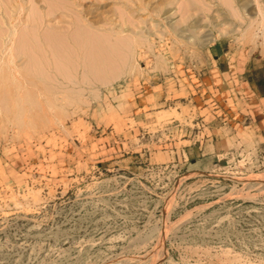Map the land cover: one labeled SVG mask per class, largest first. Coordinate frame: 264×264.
Instances as JSON below:
<instances>
[{
  "label": "rangeland",
  "instance_id": "rangeland-1",
  "mask_svg": "<svg viewBox=\"0 0 264 264\" xmlns=\"http://www.w3.org/2000/svg\"><path fill=\"white\" fill-rule=\"evenodd\" d=\"M0 35L30 40L23 83L0 60V264H264V148L182 152L264 0H0Z\"/></svg>",
  "mask_w": 264,
  "mask_h": 264
},
{
  "label": "crops",
  "instance_id": "crops-1",
  "mask_svg": "<svg viewBox=\"0 0 264 264\" xmlns=\"http://www.w3.org/2000/svg\"><path fill=\"white\" fill-rule=\"evenodd\" d=\"M221 56L224 63L218 71L222 73L223 85H228L230 97L216 98L210 94L215 88L206 86V96L210 97L204 99L200 95L192 102L198 106L196 120L182 139L187 141L182 150L183 160L196 168L212 169L222 154L247 145L264 148V84H258V79L254 82L248 79L250 70L264 76V54L252 56L238 50L222 52L218 59ZM142 108L147 113L152 111L147 105Z\"/></svg>",
  "mask_w": 264,
  "mask_h": 264
},
{
  "label": "bare ground",
  "instance_id": "bare-ground-1",
  "mask_svg": "<svg viewBox=\"0 0 264 264\" xmlns=\"http://www.w3.org/2000/svg\"><path fill=\"white\" fill-rule=\"evenodd\" d=\"M51 15V13H49L48 14V16H50ZM43 17H45V14L43 15ZM34 23V22H33ZM35 25V24H34ZM37 25V24H36ZM40 25V24H39ZM31 32V31H30ZM2 33V32H1ZM27 33V32H26ZM32 33V32H31ZM52 33V32H51ZM51 33H47L46 35H43L44 37V39H43V46H44V50L46 51L47 50V48H49V46H51V43H53V37H54V35L53 34H51ZM82 33V32H81ZM34 34H36V33H34ZM38 34V33H37ZM76 34H78V33H76ZM2 35V34H1ZM0 35V36H1ZM40 35V34H39ZM79 35V34H78ZM3 36V35H2ZM10 36V35H9ZM72 36H74V34L72 35ZM84 35L83 34H80L79 35V37H83ZM98 36V35H97ZM31 38V37H30ZM36 38V35H35V37H34V39ZM41 38H42V35H41ZM40 38V39H41ZM1 39V38H0ZM8 39V38H7ZM21 39V38H20ZM2 40V39H1ZM33 40V39H32ZM59 40H61V39H59ZM7 40L5 39L3 42H0L1 44H0V60H1V62H2V66H3V64H6L7 65V67L9 66L10 67V71L12 72L11 73V76H12V78H14V79H16V80H18V82H24V77L22 76V73H20L19 72V69H17L18 67L16 66V61H15V59L17 58V56H18V54H17V52H20L19 50H22L21 48L22 47H29L30 45V43H29V41L30 40H28V38L27 37H24V39H21V41H20V43L18 44V46L17 47H14L13 46V38L12 39H10L9 40V42H6ZM15 41V40H14ZM19 41V40H18ZM17 42V41H16ZM38 42V41H37ZM41 43H40V45L42 44V41H40ZM39 43V42H38ZM54 47V46H53ZM20 48V49H19ZM33 48H34V46H33ZM42 48V47H41ZM16 49V50H15ZM19 49V50H18ZM39 49H40V47H39ZM30 50V52H32L31 51V49H29ZM37 50V49H36ZM49 50V49H48ZM39 52H41V51H39ZM44 52V51H43ZM36 53V52H35ZM46 53L48 54V52L46 51ZM32 55V54H31ZM49 56V55H48ZM52 56V55H51ZM35 58V57H34ZM51 58V57H50ZM108 59V58H107ZM35 60H37V59H34V62H35ZM52 60V59H51ZM47 61H48V59H47ZM47 63V62H46ZM50 63V62H49ZM52 63V62H51ZM50 63V64H51ZM1 64V63H0ZM29 64V63H28ZM31 64V63H30ZM35 64V63H34ZM39 64H41V63H39ZM33 65V64H32ZM30 67V66H29ZM43 67V66H42ZM1 68V67H0ZM32 68H34V67H32ZM37 68V67H36ZM5 69V68H4ZM2 70V69H1ZM44 70H46V68H44ZM29 72V71H28ZM17 74H19V75H17ZM48 74V73H47ZM33 75V74H32ZM21 76H22V78H21ZM47 76V75H46ZM25 78H27V77H25ZM46 78H49V76L48 77H46ZM22 79V80H21ZM40 79V78H39ZM29 80H31V79H29ZM17 82V81H16ZM35 84H37L36 82H34ZM38 92V91H37ZM38 95H44V93L43 92H41L40 91V93L38 94ZM44 98H45V96H44ZM19 99V98H18ZM47 99V98H46Z\"/></svg>",
  "mask_w": 264,
  "mask_h": 264
}]
</instances>
